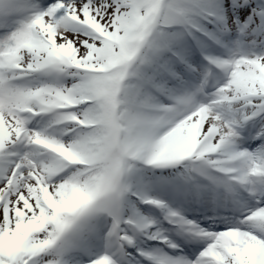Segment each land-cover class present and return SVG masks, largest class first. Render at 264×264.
<instances>
[{
    "label": "snow or ice",
    "instance_id": "1",
    "mask_svg": "<svg viewBox=\"0 0 264 264\" xmlns=\"http://www.w3.org/2000/svg\"><path fill=\"white\" fill-rule=\"evenodd\" d=\"M0 264H264V0H0Z\"/></svg>",
    "mask_w": 264,
    "mask_h": 264
}]
</instances>
